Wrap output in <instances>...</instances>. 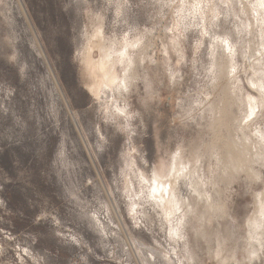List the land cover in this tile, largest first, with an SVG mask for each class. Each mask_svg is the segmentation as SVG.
<instances>
[{"label":"rangeland","instance_id":"374dc122","mask_svg":"<svg viewBox=\"0 0 264 264\" xmlns=\"http://www.w3.org/2000/svg\"><path fill=\"white\" fill-rule=\"evenodd\" d=\"M100 19L107 36L147 44L120 95L95 96L79 63ZM263 68L258 0H0V264H220L216 241L240 264H264V255L249 263L243 243L260 179L238 174L220 231L207 222L195 237L192 219L177 255L162 251L168 238L150 202L131 207L141 173L178 148L200 153L205 181L221 176L223 146L209 126L226 94L257 102L252 78L264 82ZM258 106L254 130L264 134Z\"/></svg>","mask_w":264,"mask_h":264},{"label":"bare ground","instance_id":"6f19581e","mask_svg":"<svg viewBox=\"0 0 264 264\" xmlns=\"http://www.w3.org/2000/svg\"><path fill=\"white\" fill-rule=\"evenodd\" d=\"M258 4L259 10L264 12V0H258ZM135 38L129 41V37L116 40L117 38L107 36L101 19L98 25L93 23L89 28H86L84 43L79 52V63L82 65V74L87 79V86L95 96L100 97L107 90L113 92V96L115 92H119L120 95V90H127L137 79L136 77L139 76L137 66L146 54L144 50L147 47L144 46L147 44L143 45L142 34ZM226 46L228 47V44ZM135 48L139 51L136 52L138 58L133 56L135 50L137 51ZM256 77L257 75L253 76L252 82L258 90L257 102H259V106H264L262 91V88L264 90V82H259ZM252 100L254 99L244 98L242 95L238 97L234 91L226 94L221 106L217 109L216 115L219 118L214 117L209 126L211 133L215 135V142L219 141L223 146L217 155H214L218 168L221 169L219 178L205 181L204 175L201 173L200 153L193 150L191 156H185L183 149L178 148L171 155L172 157L170 156L171 159L167 163L154 167L150 174H147L148 172L141 173V182L143 181L145 187L141 197L132 187L137 200H131V207H135L142 199L150 202L152 210L156 214L159 228L165 232V237L168 238V241L165 242L166 245L162 246V251L165 254L172 251L173 254L177 255L180 246H182L180 240L181 238L185 239L184 235H186L192 219L200 218V225L193 230L195 237L207 233V222L210 223L211 231L213 227L216 231H220L221 223L228 218L230 213V208L226 203L227 196H224L226 191L224 189L234 181L238 174H245L248 179H252L251 183L260 179L264 185V178L261 177L259 168L264 163V134L261 132L263 130L260 132H257L259 129L254 130L258 103L256 99L255 103ZM112 115L114 116V114ZM232 138L236 143L243 146L244 151L238 146L236 149L231 144ZM210 168L211 166H209ZM222 182L226 186L222 187L224 184ZM207 184H210V187ZM128 185L130 186L131 183L128 182ZM212 186L213 189L211 190ZM131 192H127L130 199L132 194L129 193ZM253 202V210L245 220L246 234L243 240V243L246 244V253L251 255L249 263L264 255V188L254 195ZM149 213L151 214V212ZM208 238L210 237L208 236ZM213 244L214 248L211 252L218 263L240 264L235 252H233V247L228 252H224L226 250L224 246L220 247L217 241ZM193 252L195 253V250Z\"/></svg>","mask_w":264,"mask_h":264},{"label":"snow or ice","instance_id":"6c2138e0","mask_svg":"<svg viewBox=\"0 0 264 264\" xmlns=\"http://www.w3.org/2000/svg\"><path fill=\"white\" fill-rule=\"evenodd\" d=\"M153 175H155V173H153ZM167 178V177H166Z\"/></svg>","mask_w":264,"mask_h":264}]
</instances>
